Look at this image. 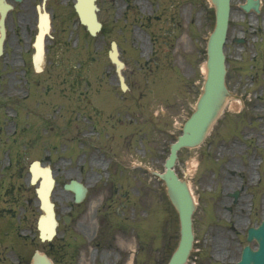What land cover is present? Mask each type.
<instances>
[{
	"label": "rangeland",
	"instance_id": "rangeland-1",
	"mask_svg": "<svg viewBox=\"0 0 264 264\" xmlns=\"http://www.w3.org/2000/svg\"><path fill=\"white\" fill-rule=\"evenodd\" d=\"M243 1L230 0L224 53L228 68L227 86L243 97L244 107L232 109L227 104L206 140L211 143L210 147L185 148L178 154L176 169L179 172L181 169L188 171L192 161L198 164L197 174L194 171L190 175L191 171H188V179L198 200L193 219L199 246L197 262L192 258L189 264H234L239 258V247L246 243L243 230L246 223L250 224L248 218L251 220L256 216L260 219L264 209V195H260L264 193V0L259 13L244 12L239 7ZM72 3L73 0L47 1V9L54 14V28L46 39L43 72H33L32 50L29 49L31 39L18 33L10 38L6 53L0 59V208L3 209L1 212L11 209L14 217L12 220L10 216L11 222L6 228L22 221V235L26 234L30 239L36 232L33 225L39 211L33 187L28 186L25 171L22 175L17 173L21 168L18 159L28 148L31 154L42 155L54 167L67 171L58 174L59 182L51 196L59 216L69 211L73 216L68 225L60 220L53 240L63 245L60 251H55L59 264H125L134 248V264H165L177 242L178 223L156 177L147 171L142 174L140 169L139 172H130L131 167L126 166L121 179L116 180L111 169L110 179H115L113 186L117 189L114 196L112 182H96L98 175L95 174L85 181L91 186L90 192L80 204H75L72 194L62 190V183L78 173L75 167H82L78 164L84 161V155L76 158V153L66 154L68 150L62 148L83 149L82 145L75 144L76 138H80L78 134H82L76 133L80 125L61 132L32 129L33 133L17 127L26 129L32 123L36 124L39 117L56 114L54 124L46 123L50 130L57 129L73 121L65 115L74 109L81 124L91 125L99 137L101 131L93 128L91 123L102 122V119L93 112L94 106L115 119L123 112L129 115L130 121L123 122L124 130L139 132L141 141L136 142V146L128 144L116 148L119 150L117 159L125 165L130 160L131 165L134 160H141L147 167L161 171L168 145L179 133L201 90L205 43L212 27L210 4L208 0H97L99 19L105 32L101 31L92 38L77 22ZM24 6L21 3L16 5L15 19ZM235 37L243 38L244 42L234 43ZM112 39L120 42L121 58L125 62L123 73L130 84L127 92L119 91L114 67L106 55ZM74 74L83 81L82 86L71 87L76 90L71 100L59 97L67 87L63 84L64 78L70 79ZM86 87L91 95H78L79 89ZM25 89L29 93L27 100ZM66 93L70 91L67 89ZM122 94L127 103H121ZM12 109L20 115L16 130L10 120ZM55 118L51 117V120ZM69 135L74 137L71 139L74 142L65 139ZM104 136L107 138L106 132ZM100 146L106 147L105 143ZM89 148L91 155H86L89 158L86 166L105 176V159L100 148ZM62 152L66 154L65 158L73 157L74 160L62 158ZM9 160L13 164L7 170ZM254 168L259 173L260 182L256 181ZM196 176L205 177V180ZM8 184L13 196L2 192ZM230 188L240 189L236 202L226 194ZM127 193L129 195L125 196ZM94 204H97L95 210ZM224 204L232 206L230 212L224 210ZM115 213L121 214L120 219ZM232 221L237 223L234 231L228 225ZM115 222L120 230L114 228L117 226ZM13 233L12 238H19L17 231ZM95 233V240L90 242ZM11 245L20 249L18 244ZM9 246V243L0 242V250H6V253ZM42 246L39 248H46ZM21 251L29 254L32 247L26 244ZM6 258L14 259L12 255Z\"/></svg>",
	"mask_w": 264,
	"mask_h": 264
},
{
	"label": "water",
	"instance_id": "water-1",
	"mask_svg": "<svg viewBox=\"0 0 264 264\" xmlns=\"http://www.w3.org/2000/svg\"><path fill=\"white\" fill-rule=\"evenodd\" d=\"M211 2L214 6L215 25L207 40L206 77L203 84V91L198 98L194 111L182 126V134L177 137L176 142L170 145V154L164 163L165 171L160 175L165 181L169 198L178 212L179 219V242L172 252L167 264H184L189 250L191 249L193 239L191 230L193 202L186 183L179 180L171 169L176 157V150L181 146H195L202 141L208 127L220 112L224 100L227 94H229L224 85L225 65L223 54V43L229 15V0H211ZM258 4V0H247L246 3L242 5V8L245 10L253 8L258 11ZM96 9L97 7L94 4V0H76L75 10L79 14L80 21L87 26L91 34H94L100 26L96 20ZM3 13L4 12H2L1 18L0 44L4 35ZM43 16L46 19V23L39 29L35 42L37 51L34 56V61L38 69L40 68L39 64L42 58L40 43L44 33L49 27L46 13L43 12ZM109 57L116 65L120 84L123 86V77L120 74L122 63L117 59V51L114 43H112V50L109 53ZM35 178L36 174L34 173L31 180L33 181ZM42 182H44L43 185ZM40 185L43 189L38 188L37 191L40 195L41 202H45L46 215L52 217V204L48 202V195L52 187V179L50 171L47 168L45 169L42 181H40ZM65 188L75 192V201H79L83 197L85 188L76 181H71L66 184ZM42 217L43 216L40 217L38 224L40 238L50 239L54 234L55 223L53 221L52 226L44 230L41 225ZM252 238L257 240L258 248L256 250H251L247 246L244 247L241 260L236 264H264V219L257 228L248 229L247 239L251 240ZM34 258L35 264H51L46 256L39 255L37 252H35Z\"/></svg>",
	"mask_w": 264,
	"mask_h": 264
},
{
	"label": "flooded vegetation",
	"instance_id": "flooded-vegetation-1",
	"mask_svg": "<svg viewBox=\"0 0 264 264\" xmlns=\"http://www.w3.org/2000/svg\"><path fill=\"white\" fill-rule=\"evenodd\" d=\"M21 1H23V4H25V6H24L23 11H22L23 14L21 15V18L19 20L20 21V27H21L19 32L22 35L28 36L32 32V29L34 27V17H35V15H37V10L33 6V0H21ZM14 8H15V6H14ZM14 8L10 12V15L13 13ZM6 26H7V34L9 31H12V33L14 34L15 29H14L12 16H11L10 20H7ZM92 176H93L92 174H88V173L86 174V178L92 177ZM48 246H50V245H48ZM53 249H57V248L53 247ZM7 256L11 257V253H3V251L0 250V264H15V263L17 264V262L27 263L26 259L23 260L18 255L14 256V257H16L15 261H13V263H11L12 259L9 258L7 260V258H6Z\"/></svg>",
	"mask_w": 264,
	"mask_h": 264
},
{
	"label": "bare ground",
	"instance_id": "bare-ground-1",
	"mask_svg": "<svg viewBox=\"0 0 264 264\" xmlns=\"http://www.w3.org/2000/svg\"><path fill=\"white\" fill-rule=\"evenodd\" d=\"M229 107H231L232 109H237V103H236V101H231L229 103ZM195 167H196V162L195 161H192L190 163V165H189V170L188 171H191V172L194 171ZM50 224H51V219H50L49 216L46 215V217L44 218L43 225L47 228V227L50 226Z\"/></svg>",
	"mask_w": 264,
	"mask_h": 264
}]
</instances>
